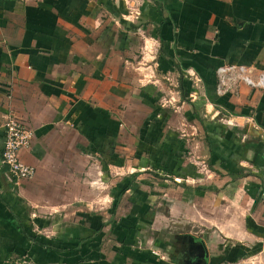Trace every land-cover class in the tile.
I'll return each mask as SVG.
<instances>
[{
  "label": "crops",
  "instance_id": "obj_1",
  "mask_svg": "<svg viewBox=\"0 0 264 264\" xmlns=\"http://www.w3.org/2000/svg\"><path fill=\"white\" fill-rule=\"evenodd\" d=\"M260 74L264 0H0V264H264Z\"/></svg>",
  "mask_w": 264,
  "mask_h": 264
},
{
  "label": "built area",
  "instance_id": "obj_2",
  "mask_svg": "<svg viewBox=\"0 0 264 264\" xmlns=\"http://www.w3.org/2000/svg\"><path fill=\"white\" fill-rule=\"evenodd\" d=\"M244 68L242 66L224 65L217 68L219 76L218 90L226 86L229 82L237 77L248 84L253 82L248 77H243ZM254 84V83H253ZM259 87H264V75L260 74L256 83ZM3 148L1 153V161L6 166L10 175L17 180H25L31 178L35 173V168L23 162L19 153L30 144L32 131L28 129L15 117H8L4 125Z\"/></svg>",
  "mask_w": 264,
  "mask_h": 264
}]
</instances>
